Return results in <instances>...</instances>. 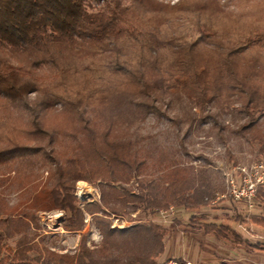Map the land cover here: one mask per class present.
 Listing matches in <instances>:
<instances>
[{"label": "clouds", "instance_id": "obj_1", "mask_svg": "<svg viewBox=\"0 0 264 264\" xmlns=\"http://www.w3.org/2000/svg\"><path fill=\"white\" fill-rule=\"evenodd\" d=\"M38 2L43 7L28 21L38 27L14 25L24 33L16 42L0 36V145L39 149L53 187L61 175L90 172L89 183L101 192L121 162L117 149L132 142L150 144L153 157L163 158L160 167L148 159L142 179L166 185L173 174L195 170L180 157L173 128L212 98L206 111L213 115L224 106L249 108L258 121L252 135L264 138V0H87L74 20L59 17L69 31L48 19L54 12L45 0ZM222 122L228 144L210 153L220 162L236 143L233 130L253 121ZM205 131L215 142L217 130ZM21 203L17 189L5 207ZM113 227L123 231L113 233L110 249L105 234L93 231L92 258L131 264L146 221ZM256 256L264 261V252Z\"/></svg>", "mask_w": 264, "mask_h": 264}, {"label": "rangeland", "instance_id": "obj_2", "mask_svg": "<svg viewBox=\"0 0 264 264\" xmlns=\"http://www.w3.org/2000/svg\"><path fill=\"white\" fill-rule=\"evenodd\" d=\"M207 104L209 103L201 104L200 114L194 113L179 127H174L173 136L180 146V157L195 165V170L191 168L185 170L196 190L193 193L194 189H190L187 196L195 194L196 199L201 196V193H204L207 196L205 198L210 201L209 205L202 207L199 211L172 206L167 211L146 213L141 206L130 203L131 205L122 208L119 213L102 210L99 215L107 219L111 227L120 224L122 220L127 221L129 218H139L146 221V224L155 222L166 227L169 233L165 238V249L160 257L162 261L173 257L185 258L194 264H264V261L256 256L257 249L264 252V227L251 221L252 216H264V206L259 199H255L252 203L233 199L229 195L227 187L229 173L237 171L239 167L251 168L253 163L264 161V155L259 152L261 141L264 138L252 135L258 121L253 127H244L247 124L244 123L237 130H233L232 136L236 138V143L232 147L225 148L223 161L220 162L213 159L210 153L217 145L228 144V138L222 135L225 131L222 121L227 118L234 123L247 122L248 117L243 109L230 106L221 107L220 111L213 115L206 111ZM156 111L157 109L154 107L151 112L155 113ZM159 111L163 113L164 110L160 109ZM261 118H264V114L261 115ZM208 126L217 130L215 142L207 139L210 133L205 129ZM253 139L258 141L255 150L251 147L245 148V145L251 146ZM130 144L135 157L139 158L140 153L143 152L147 158L141 159L140 168L131 171V177L127 183H117L116 187L122 184L131 187L133 192L145 190L157 197H162L165 185L142 179V177L148 174L150 167L148 159L154 158V166L160 167L163 165V158L153 157L154 150L150 144L139 142ZM48 163L49 160L42 156L40 151L30 163L19 158L0 162V176L4 177V179H0V199L5 201L9 197H13L17 189L22 190V199H27L43 184L51 185V181L44 172ZM101 187L105 186L102 184ZM73 193L77 197L76 205L80 208H83L86 203H100L101 192L94 191L89 181H76ZM24 208L26 210V207ZM193 214L202 216L201 222L228 225L239 234L240 240L234 238L232 233H228L225 237H219L198 231V227L194 226L190 220ZM237 215L242 220H237ZM71 221L69 210L38 211L24 232L4 239L2 243L15 248L19 240L25 239L36 244L39 249L46 247L60 253L77 251L82 241L88 248H91L95 243L92 240V233L99 231L92 221V216L85 213V224L80 230H69L67 225ZM112 247L116 246H111L108 249ZM241 251L245 255L240 261L237 259V254ZM136 252H138L137 248ZM37 254V249L30 252L32 257Z\"/></svg>", "mask_w": 264, "mask_h": 264}, {"label": "trees", "instance_id": "obj_3", "mask_svg": "<svg viewBox=\"0 0 264 264\" xmlns=\"http://www.w3.org/2000/svg\"><path fill=\"white\" fill-rule=\"evenodd\" d=\"M53 9L54 15L48 13L50 19L56 27L65 31L70 30V24L60 20L64 16L67 20L72 21L81 14L82 5L87 0H45ZM43 5L38 0H0V36L6 37L13 42L24 38V33L17 35V29L14 25H20L24 31L38 27L36 24H29L28 21L33 18L36 10ZM46 21H41L44 23ZM215 100V98H212ZM212 100L202 101L201 104L210 103ZM225 107V106H224ZM154 107H149L147 111H153ZM252 123L245 124L244 127H253L257 122L252 111L249 108L243 109ZM143 111V109H142ZM262 115V114H261ZM39 149L22 146L0 145V162H8L10 159L19 158L20 160L30 163L33 157L39 152ZM259 152L264 155V139L261 141ZM117 158L120 163H113L109 173V179L103 181V187L100 196V203H86L83 208L76 205L77 197L75 196L73 182L78 180L90 181L92 173L84 174H65L58 177L55 187L43 184L32 196L22 199L20 208L8 210L5 207V201L0 199V264H97L92 258L90 248L82 241L77 251V255L65 252L60 253L44 247L39 249L36 244L21 239L16 243L15 248H11L2 243V240L10 238L16 233L24 232L35 218L38 211L50 210H69L72 221L67 225L69 230H80L85 222V213L92 216L94 225L99 231L105 234V247L116 246L113 239V233L123 231L111 227L109 221L99 215V212L111 211L119 213L122 208L128 207L133 203L141 206L146 213H155L157 211H167L172 206L184 207L191 211H199L202 207L209 205V199L206 194L195 199V194L187 196L190 189L195 186L187 174L173 178L164 187L162 197L153 195L150 191L133 192L129 186L116 187L117 183L128 182L131 177V171L138 169L142 165V160L135 157L131 150V144H126L117 149ZM198 190V189H197ZM116 191L118 193L110 194ZM256 199H259L264 206V184L257 189ZM26 207V210H24ZM22 209V210H21ZM19 215H22L21 217ZM5 216V217H3ZM201 217L193 214L190 217L198 231L205 234H212L219 237H225L232 233L234 238L240 240V236L226 224H216L214 222H201ZM237 220H242L236 216ZM252 223L264 227V216H252ZM128 231L127 229L125 230ZM169 231L161 224L150 222L146 224V229L140 232V242L136 246L138 252H134L131 264H161V255L165 249V238ZM37 249V256L32 257L30 252ZM5 251V252H3ZM110 264H116L111 261Z\"/></svg>", "mask_w": 264, "mask_h": 264}, {"label": "built area", "instance_id": "obj_4", "mask_svg": "<svg viewBox=\"0 0 264 264\" xmlns=\"http://www.w3.org/2000/svg\"><path fill=\"white\" fill-rule=\"evenodd\" d=\"M264 184V161L253 163L251 168L239 167L227 177L228 193L233 199L252 203L257 189ZM161 264H194L185 258H166Z\"/></svg>", "mask_w": 264, "mask_h": 264}]
</instances>
